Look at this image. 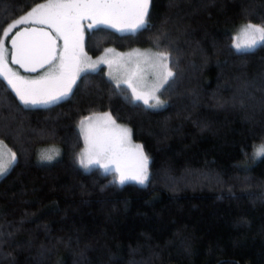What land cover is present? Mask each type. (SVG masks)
Masks as SVG:
<instances>
[{
	"label": "trees",
	"instance_id": "trees-1",
	"mask_svg": "<svg viewBox=\"0 0 264 264\" xmlns=\"http://www.w3.org/2000/svg\"><path fill=\"white\" fill-rule=\"evenodd\" d=\"M42 1L0 0V37ZM249 22L264 25V0H151L145 28L88 31L92 54L110 44L169 53L159 109L104 67L49 106L23 105L0 77V139L16 154L0 179V264H264V45L233 47ZM98 112L131 127L147 184L80 165L79 122ZM52 145L59 157L41 161Z\"/></svg>",
	"mask_w": 264,
	"mask_h": 264
},
{
	"label": "snow or ice",
	"instance_id": "snow-or-ice-1",
	"mask_svg": "<svg viewBox=\"0 0 264 264\" xmlns=\"http://www.w3.org/2000/svg\"><path fill=\"white\" fill-rule=\"evenodd\" d=\"M151 0H48L20 16L11 23L4 31L3 36L7 38L12 29L18 25L29 22L46 24L56 33L53 36L43 29L24 28L18 31L11 39L12 56L11 63L20 65L25 71H36L38 67L50 66V72L38 79H29L20 76L18 72L8 67V49L4 46L3 39H0V77L7 82V86L15 92L19 101L25 105L50 104L67 97L79 73L85 67L93 70L103 59L92 62L84 51V26L81 23L87 19L90 23L89 29L102 26L115 28L118 31H137L148 25V16ZM37 34L43 39H37ZM241 34L246 37L243 43L234 42L233 47L241 49H254L264 45V25L247 23L241 26ZM57 38L64 41L63 52L57 55ZM112 52V49H108ZM153 61V66L162 69V83H167L174 76L172 70L166 63L168 54L166 52H156L151 56L143 53H136ZM59 60V65L55 61ZM129 87H133L130 81H125ZM162 84L157 85L151 92L137 93L133 87L135 100H142L149 107L161 105V101L155 96ZM119 87V85H117ZM149 99H155V104H149ZM107 121L115 125L109 113H105ZM90 120L91 118H86ZM81 132L85 135V140L89 142L87 153L80 156V164L87 168L89 164L100 163L101 159H118L121 155L123 144L130 139L131 130L121 128L117 138L100 137L93 133L89 127L85 129V121L80 122ZM5 147L0 142V155ZM138 150L137 163L134 170L117 168L119 171V184L123 185L127 181H135L144 185L148 180L149 159L144 154L141 145H136ZM256 157L264 156V144L255 151ZM45 159L51 160V155H45ZM87 158L88 163H85ZM15 153H11L8 163L0 160V176L4 175L11 164L15 163ZM108 171V165H101Z\"/></svg>",
	"mask_w": 264,
	"mask_h": 264
},
{
	"label": "rangeland",
	"instance_id": "rangeland-1",
	"mask_svg": "<svg viewBox=\"0 0 264 264\" xmlns=\"http://www.w3.org/2000/svg\"><path fill=\"white\" fill-rule=\"evenodd\" d=\"M47 2H48V0L42 1L38 4H36L34 7H36L37 5L42 4V3L46 4ZM34 7H32V8H34ZM30 10H28V11H30ZM27 12H25L22 15H25ZM19 17L10 21V23H8L6 25L4 30L11 23H13L16 19H18ZM81 23L83 24L84 27H86V23L89 24V20L85 19ZM30 24H37V25H41V26L43 25L45 27L50 28L46 24L29 22L26 24L18 25L16 28L12 29V31L9 33L7 38H4L3 32H2V35L0 37V39H3V41H4V46L9 50L8 51V67L11 68L13 71L18 72L19 75L23 76V77H27L26 76L27 74L23 73L17 66L13 65L10 61L9 41H10L12 34L19 27H22L23 25H30ZM245 24H247V23H240L238 25V27L234 30V41H233V43L234 42L243 43L246 40V37H244L241 34V26L245 25ZM50 29L53 31L52 28H50ZM84 33H85V31H84ZM84 42H85V39H84ZM63 49H64V46L62 43L61 48H60V50H61L60 53L63 52ZM108 49H112L113 51L108 52L107 51ZM241 50H246V49H241ZM84 51L87 53V56L91 59L92 62L99 61L101 59H103V62L98 63L94 70L92 68L85 67L84 70L79 73V76L76 79V83L72 87V91L75 88L80 76L83 73L88 72V71H96V70H99L100 68L104 67L107 76L111 80H113L117 85H123V86L128 87L130 89L132 100L136 101V102H140L142 104H144L142 100H135L134 99L133 87L136 88L137 93H148V92H151L157 85L162 84V86L159 87L158 91H155V96L162 103H161V105H158L156 107H150V108L159 109V108H162L166 105L167 101L164 98L162 93H163L164 88L167 86V84L170 82V80L173 77H171L167 83H162V80H161L162 69L158 68V67H154L152 60L147 59L144 56L136 55V53L138 52V53H143V54H147L148 56H151L152 54H154L156 52H166V51L160 50L154 46H138V45H134V46L129 47L127 49H122V48H119L113 44L105 46L103 48V50L97 54H92L90 52V50L88 49V47L86 46V44H84ZM166 53L168 54V60L166 63L168 64V67L173 72V69L171 68V65H170V55L168 52H166ZM55 63H56V65H59L60 61L56 60ZM50 70L51 69L49 66L48 69L46 71H44L43 74L40 75V77L45 76V74L49 73ZM125 81H130L132 83L133 87H129L128 83H126ZM72 91H71V93H72ZM71 93L68 96H70ZM155 103H156L155 99H149V104H155ZM50 104H52V103H50ZM50 104H38V105H34V106L33 105H28V106L29 107H38V106H49ZM146 106H148V105H146ZM105 113H109L111 115L112 119L115 120V125H113L107 121V118L104 117ZM89 117L91 118L90 120L83 118L80 120V122L82 120H84L85 121V129L87 130L90 127L92 129L93 133L97 136H100V137H111V138L115 139L119 136L121 128H128L131 130L130 139L123 144L122 149H121V155L118 159H115V160H113V159H101L100 163L89 164V166L87 168H85L84 166H82L80 164L86 170H89V169H92L95 167H99L104 171H105V169L101 165L106 164V165H108V168H109L108 171H115L116 172L115 173V179L119 183L120 173H119V171H117V168L118 167L126 168L129 171L134 170L136 163H137V154H138V150L136 148V145L142 146V144L134 139L131 127L129 125H126V124H123V123L117 121L112 116V114L110 112H98V113H94V114L90 115ZM89 117H87V118H89ZM80 122H79V129H80ZM80 131H81V129H80ZM82 135H83L84 143H83V147L80 151L79 162H80L81 154L87 153V150L90 146L89 142H87L85 140L84 133H82ZM0 142H2L3 145L5 146L2 149V155H0V160L4 161V163H8V161L10 160L11 153H14V152L12 151L10 146L4 140L0 139ZM55 152L57 153L56 155H55ZM45 155L56 156V158L52 159V160H56L60 155V149L52 145L50 147H45V148H42L40 150L41 161L48 163L49 160L44 158ZM257 159H258V157H255V160H257ZM85 163L86 164L88 163L87 158H85ZM13 165H14V163H13ZM7 172L5 174H7ZM4 175L0 176V179ZM149 177H150V167L148 164V180H149ZM148 180H147V182H148ZM147 182L145 184H147Z\"/></svg>",
	"mask_w": 264,
	"mask_h": 264
},
{
	"label": "water",
	"instance_id": "water-1",
	"mask_svg": "<svg viewBox=\"0 0 264 264\" xmlns=\"http://www.w3.org/2000/svg\"><path fill=\"white\" fill-rule=\"evenodd\" d=\"M24 28H28V29H36V30H40V29H43V31L45 32H49L51 33L53 36H55L54 32L48 28V27H45V26H41V25H37V24H32V25H25V26H22L21 28H19L10 38V41H9V44H10V47H11V55H10V61H11V56H12V45H11V39L12 37L18 32V31H22ZM37 39H43L42 37L39 36V34H37ZM56 45H57V52H58V49H59V45H58V38L56 40ZM13 64V63H12ZM17 67H19L24 73L26 74H36L44 69H46L47 67H49V65H45L43 68H40L38 67L36 71H25L24 68H21L20 65L18 64H13Z\"/></svg>",
	"mask_w": 264,
	"mask_h": 264
},
{
	"label": "flooded vegetation",
	"instance_id": "flooded-vegetation-1",
	"mask_svg": "<svg viewBox=\"0 0 264 264\" xmlns=\"http://www.w3.org/2000/svg\"><path fill=\"white\" fill-rule=\"evenodd\" d=\"M89 23H90V21H89ZM30 25H32V24H30ZM87 25H88V24L86 23V27H84V31H85V35H84L85 42H84V44H86V36H87L88 31L92 30V29H89V28L87 27ZM23 26H25V25H23ZM28 26H29V25H28ZM42 26H43V25H42ZM19 28H20V27H19ZM19 28H18V29H19ZM18 29H17V30H18ZM17 30H16V31H17ZM16 31H15V32H16ZM15 32H14V33H15ZM53 32H54V31H53ZM121 32H129V33H133V31H127V30H126V31H121ZM134 32H135V31H134ZM14 33H13V34H14ZM13 34H12V35H13ZM54 34L56 35L55 32H54ZM62 43H63V46H64V41H63V39L58 38L59 49H58L57 55L60 54V51H61L60 48H61ZM19 69H20V68H19ZM47 69H48V67H47L46 69H44V70H42V71L36 73V74H27V75H26V76H27L26 78H30V79H38V78L40 77V75L43 74V72L46 71ZM20 70H21V69H20ZM21 71H22V70H21ZM22 72H23V71H22ZM23 73H24V72H23ZM25 74H26V73H25Z\"/></svg>",
	"mask_w": 264,
	"mask_h": 264
},
{
	"label": "crops",
	"instance_id": "crops-1",
	"mask_svg": "<svg viewBox=\"0 0 264 264\" xmlns=\"http://www.w3.org/2000/svg\"><path fill=\"white\" fill-rule=\"evenodd\" d=\"M14 152V151H13ZM15 156H16V154H15ZM4 162V161H3ZM15 162H16V160H15ZM15 164V163H14ZM14 165L13 164H11V166L9 167V169H8V171L9 170H11V168L13 167Z\"/></svg>",
	"mask_w": 264,
	"mask_h": 264
}]
</instances>
